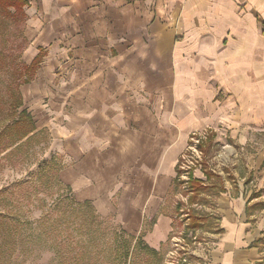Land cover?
Here are the masks:
<instances>
[{"label":"crops","instance_id":"obj_1","mask_svg":"<svg viewBox=\"0 0 264 264\" xmlns=\"http://www.w3.org/2000/svg\"><path fill=\"white\" fill-rule=\"evenodd\" d=\"M14 1L0 13L21 24L23 62L38 60L19 86L32 133L61 159L76 201L163 261L190 136L224 131L244 143L264 133V0ZM257 151L246 166L264 174V146ZM254 197L218 195L206 210L219 231L193 241L189 264H264Z\"/></svg>","mask_w":264,"mask_h":264},{"label":"trees","instance_id":"obj_2","mask_svg":"<svg viewBox=\"0 0 264 264\" xmlns=\"http://www.w3.org/2000/svg\"><path fill=\"white\" fill-rule=\"evenodd\" d=\"M16 2L19 1L0 0V8H7L11 5H15ZM20 3L23 4V2ZM2 59L3 52L0 50L1 70L7 68L3 61L1 62ZM37 64L38 60L35 58L29 66L19 71L17 75L15 73L13 76H10L11 80L5 85L9 101L6 104L7 109L5 117L0 116V176L7 166H16L20 162L27 164L30 159L32 142L35 139L39 141V135H43L44 138L46 137L44 133H32L34 129L33 121L30 113L22 108L23 101L19 89L22 83H27L32 79ZM1 96L0 94V97ZM206 133L205 136L199 134L190 136L191 143L192 139L197 140L198 145H196V147L202 155L203 153L206 155L211 151L215 135L213 132L209 131ZM187 147L188 148L185 150L188 152L190 143ZM184 154L185 151L180 155L177 161L173 191L178 190V188H180L179 186H182L184 183L181 175ZM41 158L42 159L38 160L37 167L28 169L25 176H20L13 180L5 179L4 183L0 186V230L3 233L2 243L6 242V246L9 247V244H12L10 239L13 238L14 248L18 247L20 243L27 244L23 246L26 250L31 247L33 248L35 244L42 246L44 243H46L49 248H54L51 245V241H55L56 235H51V233H53L55 229L58 232L63 231L67 234H65L64 239L58 240V243H56L60 249L63 248L57 255L68 263V224H75V226L79 227V236L85 235L84 238H81L82 240H75V247L78 245L82 246V244L86 242L89 244L98 243V245L94 246L97 247L99 245L101 246V235H105V231L103 230L106 227L103 228L102 223L107 218L98 215L89 201L78 202L75 200L71 189L68 185L64 184L59 177V172L63 164L58 156L50 154L49 157ZM4 161L7 163L5 164ZM202 172L205 179L196 177L193 171L188 173V181L186 183L190 184L189 187L191 189L187 187L186 191L181 193L183 196H187V198L185 203L180 201L177 202V209L180 210L184 206H188L186 207L187 212L183 209L188 219L187 230L191 228L195 231L197 229H202V231L206 232H218V223L215 227L209 225V220L214 217L215 214L206 210V208L213 210L215 201H212L210 204V200H208L210 195L199 198L198 194L203 190H208L211 192V195L214 196L215 200L224 190L222 186L223 181L220 175L212 171H206L205 167ZM213 178L219 180V183L216 184L212 182L210 185L209 180ZM199 201L203 202V205L199 203ZM193 204H196V207H192ZM205 204L208 206L206 207ZM36 210H39L40 217L37 220H31L30 213ZM191 217L192 222H190ZM215 217L218 222V217ZM4 225L7 226L6 229H4ZM4 230L6 231V235H4ZM25 232L28 234L36 232L37 235H35V238L29 239L24 237L25 242H22L20 240V235ZM108 232L112 235V241H110L113 242V244L109 245L108 249H110L111 252L107 253V256H112L114 261H122V264L131 263L130 260L134 256L135 250H137L136 248H141L145 255L153 257V261H151L150 264L161 263L162 259L158 255V252L142 245L140 239H137L136 243L132 244L131 237L120 227H115L108 230ZM40 234L51 235L50 238L52 239L40 240ZM198 236L196 237L197 239L203 238V236ZM75 255V257H77L75 258V262L81 263L80 261L83 253L78 251ZM146 264H149V261L146 260Z\"/></svg>","mask_w":264,"mask_h":264},{"label":"rangeland","instance_id":"obj_3","mask_svg":"<svg viewBox=\"0 0 264 264\" xmlns=\"http://www.w3.org/2000/svg\"><path fill=\"white\" fill-rule=\"evenodd\" d=\"M25 45V40L21 35V24L6 16L4 13H0V50L3 52V59L1 62L3 61L8 68H3V70H1L0 67V94L2 95L0 97L1 117H5L7 109L6 104L9 101L5 85L11 80L10 76H13L15 73L17 75L19 71H22L25 67H27L21 58V52ZM206 134L207 133L205 132L200 135L205 136ZM38 138L39 141L38 139H35L31 144L30 159L27 164L20 162L16 166H7L4 168V172H2L0 176V186L4 183L5 179L13 180L14 178L25 176L28 169L37 167L38 160L42 159L41 157L50 156V154H46L48 151H44L48 148V139L43 140V135H39ZM190 140L191 137L188 139L187 144V146H189L190 143V148L188 149V152L185 150L184 160L181 167V175L184 183L182 186H179L180 188H178V190L175 191L176 194L170 198L172 212H174V232L172 233L174 236L172 237L169 246H167V249L172 252V255L165 256L162 263L159 264H177L178 260H180L183 264H189L191 260V249L194 245V247L198 246L194 244L193 241L197 242L202 240V238L197 239L196 237L201 235L204 238L205 234L210 232L202 231V229H197L195 231L191 228L187 230V214H184L183 210H181L182 212L180 215H177V213L173 211V206L176 202H186L187 196H183L181 193L186 191L187 187L190 185L186 183L188 181L187 177L189 172L193 171L196 177H202V179H205V176L202 174L205 167L206 171H212L215 174L220 175L221 180L223 181L222 186L224 189L222 192L226 191L233 195L238 191L240 192L245 190L253 196H256L254 197L255 199L252 200V203H250L249 207L251 208V211L258 214V211L263 209L264 212V174L260 172L261 168L257 167V165L251 169L246 166L249 160H252V158L256 159L257 150L264 146V133H254L250 135V141L248 140V142L240 143L237 139L230 137L224 131L217 132L213 138L211 151L206 155L204 153L202 155V153L197 149L196 145L198 144L196 139H192V143ZM187 148L188 147H186V149ZM4 163L6 164L7 162L4 161ZM212 182L218 184L219 180L215 178L209 180L210 185ZM205 195H210L208 199L211 201H209L210 204L212 201H216V198L214 200V196H212L211 192L208 190H203L198 194L199 198H203ZM199 203L203 205V202L199 201ZM195 205L196 204H193L192 207H196ZM205 206L207 207L208 205L205 204ZM186 207L188 206L183 207L185 212H187ZM30 216L31 220H37L40 217L39 210L30 213ZM255 218H258V216L256 215ZM255 218L252 219L255 221ZM153 221V218L147 219L146 224ZM209 221V225L211 227H215L218 223L215 216ZM260 221L264 222L263 216L260 217ZM190 222H192V217ZM102 224L103 228L106 227L103 230L105 231V235H101V246L99 245L97 247L94 246L98 245V243L89 244L88 242L83 243L82 246L78 245L75 247V240H82L81 238H84L85 235L79 236V227L75 226V224H68V263L57 255L63 248L60 249L56 243H58V240L64 239L65 234H67L63 231L58 232L55 229L53 230L54 232L51 233V235H56L55 241H51V245L54 248H49V246L44 243L42 246L35 244L33 245V248L31 247L26 250L23 248L24 245H27L26 243H20L18 247L14 248L13 238L10 239L12 244H9V247L6 246V242L2 243L3 233L0 230V264H122V261H114L112 256H107V253L111 252V250L108 249L109 245L113 244V242H111L112 235L108 232V230L115 227L118 228L119 224L114 217H108ZM6 228L7 226L4 225V229ZM4 235H6L5 230ZM35 235H37L36 232H31V234L25 232L20 235V240L25 242V238H35ZM51 235L40 234L39 239H52L50 238ZM136 249L137 250H135L136 252L134 256L130 260L131 263L127 264H146V256H144L143 252L138 248ZM78 251L83 253L80 261L81 263L75 262V258H77L75 257V253ZM184 258L186 259L185 262L182 261ZM149 260L153 259L149 258ZM150 262L151 261H149V264Z\"/></svg>","mask_w":264,"mask_h":264},{"label":"built area","instance_id":"obj_4","mask_svg":"<svg viewBox=\"0 0 264 264\" xmlns=\"http://www.w3.org/2000/svg\"><path fill=\"white\" fill-rule=\"evenodd\" d=\"M183 262H185L186 261V259L184 258L183 260H182ZM172 264V263H171ZM174 264V263H173Z\"/></svg>","mask_w":264,"mask_h":264}]
</instances>
